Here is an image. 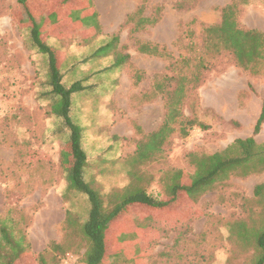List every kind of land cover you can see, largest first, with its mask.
I'll list each match as a JSON object with an SVG mask.
<instances>
[{
	"label": "rangeland",
	"instance_id": "1",
	"mask_svg": "<svg viewBox=\"0 0 264 264\" xmlns=\"http://www.w3.org/2000/svg\"><path fill=\"white\" fill-rule=\"evenodd\" d=\"M60 1L26 0L46 16L58 11ZM230 1L70 0V8L50 24L45 37L64 59V83L89 85L72 96L71 114L83 131L85 179L105 201L113 204L123 189L136 187L162 198L169 169L182 170L187 181L195 170L191 154L219 152L251 135L264 102V73L241 69L227 53L207 55L203 81L182 109L185 117H195L205 127L195 126L186 136L175 132L159 157L132 162L137 143L164 118V98L155 84L175 75L173 61L200 54L202 28L218 24L221 8ZM240 1L238 24L264 32V0ZM83 3L96 12L98 29L82 28L68 16ZM140 7L141 16L155 22L135 30L137 17L126 19ZM16 10L17 0H0V220L11 219V237L18 254L24 252L14 264H84L88 243L81 227L88 200L66 189L59 158L62 139L45 99L46 57L13 20ZM112 36H117L116 50L127 55L120 67L112 65V55L93 56ZM137 42L157 45L169 58L141 53ZM166 84L174 86L171 80ZM255 140L264 141V120ZM257 184H264V170L245 177L230 173L195 201L179 193L165 209L130 205L115 218L124 242L120 249L109 243L108 255L116 256L106 264H250L254 240L240 239L234 223L258 227L264 221L253 196ZM41 252L42 262L37 258Z\"/></svg>",
	"mask_w": 264,
	"mask_h": 264
},
{
	"label": "trees",
	"instance_id": "2",
	"mask_svg": "<svg viewBox=\"0 0 264 264\" xmlns=\"http://www.w3.org/2000/svg\"><path fill=\"white\" fill-rule=\"evenodd\" d=\"M240 3V0H231L221 8L218 24L202 28V45L198 56L181 57L173 61L171 66L175 69V75L165 79L166 82L171 80L174 83L172 89L167 87L164 79L155 84V92L164 98V118L156 130L144 135L137 143L132 162L146 163L159 157L169 137L175 132L186 136L195 126L205 127L204 123L195 117H185L182 109L186 97L203 81L207 55L227 53L241 69L254 75L264 73V32L255 28H242L238 24ZM82 5L80 9H73L68 16L72 21L80 23L82 28L93 26L98 29L96 12L87 10L88 6L84 3ZM63 8H70V0H61L60 10L50 11L48 16L40 15L27 4L26 0H17V10L12 18L28 33L31 46L46 57L45 99L48 101V113L57 121L55 133L62 139L59 158L66 189L81 192L88 200L87 217L81 227L83 237L88 243L84 264H106L107 260L116 256L108 255L109 243L120 249L124 242L123 239L121 242L124 233L121 231L118 233L116 230L115 218L124 215L130 205L137 204L145 207L144 209H165L176 200L179 193L195 201L216 183L225 180L230 173L245 177L264 170V141L258 143L255 140V135L264 120V102L250 136L233 140L219 152L190 155L195 170L187 181H183L182 170L169 169L165 183L167 195L164 197L160 198L159 195H152L143 188L136 187L132 190L123 189L121 198L113 204L111 201H105V195L85 179L87 156L82 145L83 131L71 114L72 96L87 89L89 85L82 80H75L69 85L64 83L62 73L64 59L58 57L57 51L47 43L45 37L47 31L51 29L50 24L57 20V14ZM141 12L142 7L126 19V22H130L137 17L134 21L135 30L155 22V19L150 17H142ZM116 44L117 36H112L108 42L93 52V56L112 55L114 59L112 65L122 66L127 55L120 54L116 50ZM190 48L194 49L195 45L190 44ZM137 50L147 55L169 58L154 44L137 42ZM138 80L139 76H136V81ZM253 196L260 203V214L264 219V184H257L254 187ZM10 220H0V264H14L24 253L21 251L18 254L16 240L11 237L15 230L8 225ZM234 227L237 228L240 239L254 240V257L250 264H264V221L258 227H248L246 221H238L234 223ZM37 258L42 262L43 252L39 253Z\"/></svg>",
	"mask_w": 264,
	"mask_h": 264
},
{
	"label": "built area",
	"instance_id": "3",
	"mask_svg": "<svg viewBox=\"0 0 264 264\" xmlns=\"http://www.w3.org/2000/svg\"><path fill=\"white\" fill-rule=\"evenodd\" d=\"M62 264H66V261H64V263H62Z\"/></svg>",
	"mask_w": 264,
	"mask_h": 264
}]
</instances>
